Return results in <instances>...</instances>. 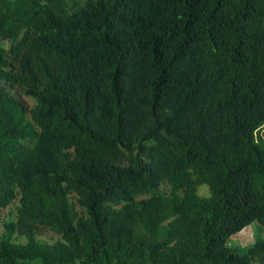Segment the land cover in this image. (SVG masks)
Here are the masks:
<instances>
[{
  "label": "trees",
  "instance_id": "1",
  "mask_svg": "<svg viewBox=\"0 0 264 264\" xmlns=\"http://www.w3.org/2000/svg\"><path fill=\"white\" fill-rule=\"evenodd\" d=\"M5 208L0 264H264L229 243L264 225V0H0Z\"/></svg>",
  "mask_w": 264,
  "mask_h": 264
},
{
  "label": "rangeland",
  "instance_id": "2",
  "mask_svg": "<svg viewBox=\"0 0 264 264\" xmlns=\"http://www.w3.org/2000/svg\"><path fill=\"white\" fill-rule=\"evenodd\" d=\"M76 1L79 2L80 0L79 1L76 0ZM24 99L28 106L33 105L34 101L32 99L29 98H24ZM201 191L203 193H206L205 188H202ZM6 216H8V208L0 209V231H1V220L4 219ZM43 237L48 238V240L50 241H53L57 236L52 233H46ZM259 237H264V225L254 222L249 226L245 227L242 231L233 234L229 239V243L231 246H234L236 249H238V252L244 253L246 251V248L251 246L252 243H254L255 240Z\"/></svg>",
  "mask_w": 264,
  "mask_h": 264
}]
</instances>
